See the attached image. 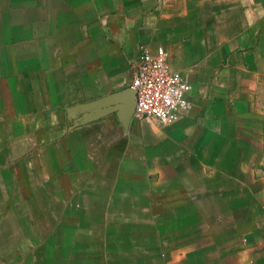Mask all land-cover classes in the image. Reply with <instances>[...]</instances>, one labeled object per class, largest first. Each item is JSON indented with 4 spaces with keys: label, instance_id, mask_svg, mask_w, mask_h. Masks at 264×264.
<instances>
[{
    "label": "crops",
    "instance_id": "crops-1",
    "mask_svg": "<svg viewBox=\"0 0 264 264\" xmlns=\"http://www.w3.org/2000/svg\"><path fill=\"white\" fill-rule=\"evenodd\" d=\"M0 264H264V0H0Z\"/></svg>",
    "mask_w": 264,
    "mask_h": 264
},
{
    "label": "built area",
    "instance_id": "built-area-1",
    "mask_svg": "<svg viewBox=\"0 0 264 264\" xmlns=\"http://www.w3.org/2000/svg\"><path fill=\"white\" fill-rule=\"evenodd\" d=\"M128 89L133 92L138 118H154L167 124L190 108L187 94L191 87L177 72L170 70L162 48L152 52L146 45L139 47Z\"/></svg>",
    "mask_w": 264,
    "mask_h": 264
},
{
    "label": "water",
    "instance_id": "water-1",
    "mask_svg": "<svg viewBox=\"0 0 264 264\" xmlns=\"http://www.w3.org/2000/svg\"><path fill=\"white\" fill-rule=\"evenodd\" d=\"M128 91H129V93H130V95H131L132 102H133V105H134V95H133V92H132V91H130L129 89H128Z\"/></svg>",
    "mask_w": 264,
    "mask_h": 264
},
{
    "label": "rangeland",
    "instance_id": "rangeland-1",
    "mask_svg": "<svg viewBox=\"0 0 264 264\" xmlns=\"http://www.w3.org/2000/svg\"><path fill=\"white\" fill-rule=\"evenodd\" d=\"M3 221H5V219L2 218Z\"/></svg>",
    "mask_w": 264,
    "mask_h": 264
}]
</instances>
